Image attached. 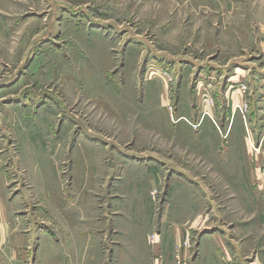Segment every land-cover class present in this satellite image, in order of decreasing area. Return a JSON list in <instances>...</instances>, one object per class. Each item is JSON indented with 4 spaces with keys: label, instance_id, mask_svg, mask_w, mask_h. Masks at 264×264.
Here are the masks:
<instances>
[{
    "label": "rangeland",
    "instance_id": "rangeland-1",
    "mask_svg": "<svg viewBox=\"0 0 264 264\" xmlns=\"http://www.w3.org/2000/svg\"><path fill=\"white\" fill-rule=\"evenodd\" d=\"M217 236L264 264V0H0V264Z\"/></svg>",
    "mask_w": 264,
    "mask_h": 264
},
{
    "label": "crops",
    "instance_id": "crops-1",
    "mask_svg": "<svg viewBox=\"0 0 264 264\" xmlns=\"http://www.w3.org/2000/svg\"><path fill=\"white\" fill-rule=\"evenodd\" d=\"M211 240L213 242H215V243L213 244V243H211L209 241V244H206L207 245L206 246V249H207L206 254L210 252L211 261L208 259L207 262L203 261V262H201V264H220L219 262H216L215 260L214 261L212 260V254L211 253H213L214 251H215L216 254H218V253L219 254H223L224 253L229 258H232L233 257L232 251H231L230 247L226 245L224 238H222L220 236L219 237L217 236V238H214V239L212 238ZM224 263H222V264H224ZM251 263L252 264H258V263H260V259L256 257L254 259V261L251 262Z\"/></svg>",
    "mask_w": 264,
    "mask_h": 264
}]
</instances>
